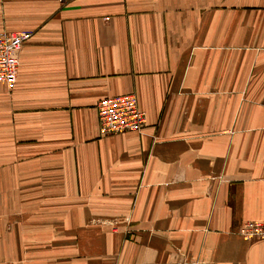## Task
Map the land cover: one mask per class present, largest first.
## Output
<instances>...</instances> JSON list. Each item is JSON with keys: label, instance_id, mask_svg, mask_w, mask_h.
<instances>
[{"label": "crops", "instance_id": "crops-1", "mask_svg": "<svg viewBox=\"0 0 264 264\" xmlns=\"http://www.w3.org/2000/svg\"><path fill=\"white\" fill-rule=\"evenodd\" d=\"M0 264H264V0H0ZM134 93L140 131L96 104Z\"/></svg>", "mask_w": 264, "mask_h": 264}, {"label": "built area", "instance_id": "built-area-1", "mask_svg": "<svg viewBox=\"0 0 264 264\" xmlns=\"http://www.w3.org/2000/svg\"><path fill=\"white\" fill-rule=\"evenodd\" d=\"M31 35L28 30L0 32V82L8 90L16 82L21 46ZM96 109L102 135L140 131L146 123V112L139 107L134 93L102 97ZM238 234L246 240L264 239V221H245Z\"/></svg>", "mask_w": 264, "mask_h": 264}]
</instances>
